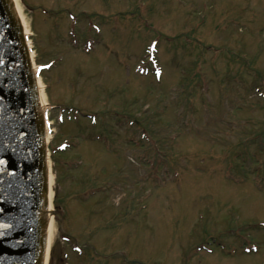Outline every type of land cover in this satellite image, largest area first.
<instances>
[{
    "label": "rangeland",
    "instance_id": "374dc122",
    "mask_svg": "<svg viewBox=\"0 0 264 264\" xmlns=\"http://www.w3.org/2000/svg\"><path fill=\"white\" fill-rule=\"evenodd\" d=\"M16 3L55 61L51 142L73 143L49 160L46 264H264V0Z\"/></svg>",
    "mask_w": 264,
    "mask_h": 264
},
{
    "label": "water",
    "instance_id": "95a60500",
    "mask_svg": "<svg viewBox=\"0 0 264 264\" xmlns=\"http://www.w3.org/2000/svg\"><path fill=\"white\" fill-rule=\"evenodd\" d=\"M42 140L21 29L11 1L0 0V264H44L47 172Z\"/></svg>",
    "mask_w": 264,
    "mask_h": 264
},
{
    "label": "bare ground",
    "instance_id": "6f19581e",
    "mask_svg": "<svg viewBox=\"0 0 264 264\" xmlns=\"http://www.w3.org/2000/svg\"><path fill=\"white\" fill-rule=\"evenodd\" d=\"M14 1V12L17 11V14L24 26V22L22 20V16H21V13H20V10H19V7L17 6V3H16V0H13ZM25 28V26H24ZM25 33L29 34L30 31H27L25 30ZM32 60H33V56H31ZM38 94H39V99H40V104L41 106H45V102H44V96L46 95L44 90H43V85H42V82L39 81L38 83ZM46 143H47V140H46ZM44 145V144H43ZM52 173H51V170L49 168V171H48V205H47V208L44 210V216H46L47 218V224H46V228H45V234H46V243H47V248H46V253H45V257H47V254H48V248H49V244L51 242V228H52V225H53V218H52V214H51V211H52V203H51V197H52V191H51V186H52ZM45 264H46V258H45Z\"/></svg>",
    "mask_w": 264,
    "mask_h": 264
},
{
    "label": "snow or ice",
    "instance_id": "6c2138e0",
    "mask_svg": "<svg viewBox=\"0 0 264 264\" xmlns=\"http://www.w3.org/2000/svg\"><path fill=\"white\" fill-rule=\"evenodd\" d=\"M0 163H3V161H0Z\"/></svg>",
    "mask_w": 264,
    "mask_h": 264
}]
</instances>
